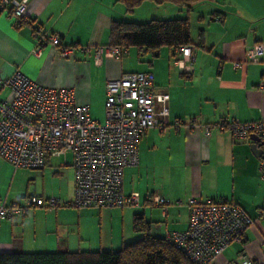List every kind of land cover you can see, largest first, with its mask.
<instances>
[{
    "label": "crops",
    "instance_id": "obj_1",
    "mask_svg": "<svg viewBox=\"0 0 264 264\" xmlns=\"http://www.w3.org/2000/svg\"><path fill=\"white\" fill-rule=\"evenodd\" d=\"M143 6L157 13L145 11L138 21L186 15L182 7L170 3L146 1L135 10ZM124 10L116 0H27L30 25H16L9 8L0 10V76L19 69L39 84L72 88L75 102L88 105L89 116L98 109L103 115L105 84L124 72L152 71L157 90L168 95L167 130L147 129L138 141L137 164L123 170V193L138 195L136 208L65 206L73 196L72 158L67 161L71 154L51 157L42 169L28 170L33 192L20 200L6 188L12 166L0 157V198L7 205H22L33 194L62 202L51 211L33 207L27 214L13 213L1 220L0 253L116 250L142 237L132 227L135 213L151 222L153 236L164 237L187 228L185 202L192 196L236 203L254 220L243 240L227 245L215 264H232L240 256L264 264V180L250 150L252 135L234 140L218 126L231 119L242 123L264 119V90L258 89L264 83V59L244 63L248 48L256 42L264 45V0L195 3L188 13L194 56L182 70L174 64L181 54L172 55L166 47L156 55L163 56V64L132 48L119 58L94 61L96 47L109 41L112 20H137ZM52 34L73 48L70 56L58 55L48 41ZM8 95L7 89L0 91V99ZM176 120L178 127L173 125ZM205 126L209 135L203 132ZM54 158L61 161L52 164ZM153 194L166 198L164 214L152 202Z\"/></svg>",
    "mask_w": 264,
    "mask_h": 264
},
{
    "label": "built area",
    "instance_id": "obj_2",
    "mask_svg": "<svg viewBox=\"0 0 264 264\" xmlns=\"http://www.w3.org/2000/svg\"><path fill=\"white\" fill-rule=\"evenodd\" d=\"M27 0H0V10H7L16 25L28 24L25 15ZM218 20V18H216ZM62 58L73 53L63 46L58 35L48 37ZM39 54V50L33 51ZM181 54L174 64L180 70L193 59L190 45L176 50ZM125 50L109 43L95 49L94 61L102 57L119 58ZM264 59V45L254 43L245 52V62ZM235 67L240 64L235 63ZM8 97L0 99V157L13 168L42 169L51 157L71 154L73 196L64 205L72 208L138 206L136 193L124 194L123 170L138 162V141L149 128L167 130L168 95L159 92L150 70L124 72L105 84L104 121L89 116L87 104L75 102L74 90L39 84L21 70L0 76V91ZM264 90V83L258 85ZM179 120L173 125L178 127ZM227 129L234 140L256 135L264 142V119L239 122L236 119L218 124ZM206 135L209 127H203ZM264 157V152L261 153ZM258 172L264 180V158H258ZM152 202L165 212L166 198L153 194ZM188 210L187 228L166 233L165 240L178 249L190 264H215L224 248L241 242L245 230L254 220L236 203L220 200H201L190 196L185 202ZM62 202L54 196L29 195L22 205H7L0 198V221L13 213L27 214L33 207L51 211ZM232 264H255L240 256Z\"/></svg>",
    "mask_w": 264,
    "mask_h": 264
},
{
    "label": "trees",
    "instance_id": "obj_3",
    "mask_svg": "<svg viewBox=\"0 0 264 264\" xmlns=\"http://www.w3.org/2000/svg\"><path fill=\"white\" fill-rule=\"evenodd\" d=\"M116 1L129 13L142 2L149 1L158 5H178L184 9L186 15L145 21L112 20L108 41L111 46H119L125 51L134 48L140 54L150 53L156 56L161 47H166L174 55L177 48L192 44L188 13L199 0ZM151 225L142 213H135L132 227L142 237L125 243L116 250L1 252L0 264H190L164 237L153 236Z\"/></svg>",
    "mask_w": 264,
    "mask_h": 264
},
{
    "label": "rangeland",
    "instance_id": "obj_4",
    "mask_svg": "<svg viewBox=\"0 0 264 264\" xmlns=\"http://www.w3.org/2000/svg\"><path fill=\"white\" fill-rule=\"evenodd\" d=\"M144 2H146V1H144ZM135 8L133 9V11L135 10ZM145 11H146V13H153V14L157 13V9H149V8L144 7V6L140 7L139 9H136L133 13L130 12L131 14L129 12H126V10H124L123 12L127 14V17H129V18L132 17L133 19H135V20L137 19L136 21H138V19H141V16H139V15L146 14ZM132 50H134V48H132ZM165 50H166L165 47L161 48V52H163ZM145 54H147V58L148 59L150 58V60L152 59L153 62H154V60H156L158 62V64H161V63L163 64V62H161V60L163 61V56L158 55V56L151 58L152 55L150 53H145ZM166 64H167V62L165 60L164 65L166 66ZM90 116L93 118L99 119V121L101 123H103V121H104L103 115H102V109H98L96 113L90 114ZM263 148H264V146H263ZM70 158H71V155H68L67 161H70ZM59 161H61V158H54L51 160V163L56 164ZM13 169L14 168L12 167L10 175L8 176L6 188L8 187V189H10L11 192H14L15 196H17L21 200L22 196L26 192H29V193L33 192V184H32V182L28 176V173H27L28 170H31V169H27V168H16L15 170H13ZM33 195H35V194H33ZM131 207H134V206H131Z\"/></svg>",
    "mask_w": 264,
    "mask_h": 264
},
{
    "label": "water",
    "instance_id": "obj_5",
    "mask_svg": "<svg viewBox=\"0 0 264 264\" xmlns=\"http://www.w3.org/2000/svg\"><path fill=\"white\" fill-rule=\"evenodd\" d=\"M251 140L253 141L250 145V150L253 153L254 156L257 158H264L263 155H261V145L264 144L263 141L260 140V138L256 135L250 136Z\"/></svg>",
    "mask_w": 264,
    "mask_h": 264
}]
</instances>
